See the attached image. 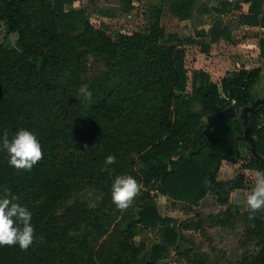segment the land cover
Listing matches in <instances>:
<instances>
[{
    "label": "trees",
    "instance_id": "16d2710c",
    "mask_svg": "<svg viewBox=\"0 0 264 264\" xmlns=\"http://www.w3.org/2000/svg\"><path fill=\"white\" fill-rule=\"evenodd\" d=\"M77 1L0 0V25L7 34L17 35L15 46L0 42V134L7 131L11 136L21 127L28 128L36 134L42 149L41 159L30 170L10 166L7 153L0 150V194L8 189L29 208L36 237L27 250L16 245L0 246V264H135L144 248L135 243L136 237L145 228L165 222L170 223L165 229L166 245L178 241L173 219L162 217L151 193H147L139 216L127 221L121 231L123 240L113 251L100 250L87 259L68 251L59 253L43 234L48 216L72 191L71 185L63 181L70 171L60 168L57 160L63 145L67 148L69 144L74 112L71 103L81 85H88L92 97L76 102L75 112L93 117L95 126L90 138L97 149L84 168L89 172L94 169L87 175L89 182H101L106 191L117 172L121 174L115 168L122 164L116 161L104 168V159L112 154L118 160L119 154H124L125 143L138 156L136 170L127 174L138 175L158 194L190 207L209 194L225 205L228 199L224 191L246 188L243 173L230 181L219 178L225 161L241 163L244 170L263 169L251 151L247 158L240 149L244 144L250 150L243 140L242 118L236 116L218 124L206 135L204 131L209 115L230 106L244 109L262 99L257 87L264 68L240 69L220 82L212 81L205 71H194L192 91L188 92L183 42H198L166 34L160 9L151 12L153 21L146 31L123 33L114 40L92 22L85 8L67 10ZM124 1V11L133 10L131 1ZM244 1L251 3V11L256 14L264 4V0ZM195 5L196 0H174L170 9L184 21L192 18ZM229 6L224 3L214 10L225 13ZM235 7L240 9L241 5ZM255 15L253 21L246 22H256ZM260 23L264 26V17ZM210 32L212 42L220 36L231 39L229 27H216ZM85 49L109 59L108 69L92 79H86L83 72ZM260 51L264 58V39L260 40ZM54 110L62 114L60 121L51 120ZM130 112L135 114L118 121ZM249 118L258 153L264 159V104H257ZM116 134L123 138L122 144L114 139ZM243 217L261 249L245 256L239 264H264V211L258 210L250 218L247 209ZM229 218L218 222L228 225L232 221ZM82 251L90 252L86 248ZM162 251L155 245L152 256L158 259Z\"/></svg>",
    "mask_w": 264,
    "mask_h": 264
},
{
    "label": "rangeland",
    "instance_id": "374dc122",
    "mask_svg": "<svg viewBox=\"0 0 264 264\" xmlns=\"http://www.w3.org/2000/svg\"><path fill=\"white\" fill-rule=\"evenodd\" d=\"M164 2L165 0H136L131 17H125L126 2L124 0H82L75 9L85 8L92 22L105 29L114 40H118L119 35L123 33L146 31L153 21L151 12L158 13L159 9H161L162 23L168 33L178 31L182 38H186L189 34H196L198 45L183 42L186 50L185 68L189 74L188 92L192 91L190 83L193 80L192 74L195 68L207 71L216 82L236 70L252 69L260 65L264 68V62L260 64L257 62L256 54L250 53L255 48L254 44L248 43V48H243L242 43L239 44L246 37L254 34V30H251L244 36V31L239 27L240 21L237 23L239 12L219 13L224 15V18L219 19L218 12L203 13L200 7L204 4H197L194 19L183 24L178 22L174 14L168 10V4ZM230 21L237 23L235 26L231 23L235 41L228 40L225 36L219 37L221 39L216 47H213V52L222 51L223 54L220 55L225 57L227 62L223 68L215 66V70L206 61V55L210 51L204 53L211 47L209 45L212 38L210 31L216 27L230 25ZM16 41L17 35L7 34L4 25H0V42L15 46ZM84 51L82 65L86 79H92L108 69V56L99 55L89 49ZM201 53L202 56L199 55ZM234 54L242 55L245 59L238 57L234 60L233 57L236 56ZM216 62L219 63L218 59L211 63L214 65ZM257 93H261L260 98L264 97V73L257 87ZM82 98L84 97L78 94L71 103L74 112L70 120L71 131L68 133L70 140L67 148L63 145L57 160L60 168L70 171V175L63 181L71 185L72 191L48 216L43 230V234L52 241L59 253L68 251L87 259L100 250L113 251L123 240L121 231L125 228L127 221L139 216V211L146 202L147 193L156 197L162 217L173 219L179 238L176 245H166L168 233H165V229L170 225L168 222L145 228L135 239L138 246L144 247L135 264H193L195 261H201L203 264H239L245 256H252L260 251L259 240L250 236L248 232L250 224L243 217V213L248 209L245 202L246 196L255 183V170H244L241 163L225 161L221 167L219 178L222 181H230L242 173L245 174L246 180L244 190L223 192V196L228 199L225 205L213 194H209L194 207L182 202H174L168 196L158 194L152 184L146 185L138 175L133 173L131 175L137 179L139 191L128 208L117 209L111 200V185L106 191L101 188V182L90 183L87 175L94 169L89 172V168H84V163L96 155L97 149L90 138L95 126L93 117L86 114L80 116L75 112L76 102H80ZM197 108L198 106L195 109ZM55 111L52 113L51 120L60 121L62 114ZM134 114L130 112L118 121H125L128 116ZM59 124L62 127L63 124ZM115 138L122 144L121 136L116 134ZM126 145L125 143V148L122 150L124 154L122 156L119 154V159H116L122 164V167L115 168L121 173L120 175L135 171L137 166V154ZM241 151L245 157H250V150L244 144H241ZM117 175H119L118 172ZM227 217H231L230 224H219L218 221ZM65 229L68 231L65 232ZM70 242L72 243L68 244ZM155 245L163 248L158 259L152 256ZM84 248L90 252L82 251Z\"/></svg>",
    "mask_w": 264,
    "mask_h": 264
},
{
    "label": "clouds",
    "instance_id": "9594fccd",
    "mask_svg": "<svg viewBox=\"0 0 264 264\" xmlns=\"http://www.w3.org/2000/svg\"><path fill=\"white\" fill-rule=\"evenodd\" d=\"M78 93L90 100L92 92L88 85H81ZM87 147V146H86ZM0 150L7 153V162L16 169L30 170L42 157V149L36 134L21 127L11 136L0 134ZM116 156L109 154L104 159V168L114 164ZM139 191L137 179L130 174L114 176L111 183V200L117 209L128 208ZM250 218L260 210L264 211V169L255 170V183L246 196ZM32 212L19 202V198L5 189L0 194V246L16 245L27 250L36 239Z\"/></svg>",
    "mask_w": 264,
    "mask_h": 264
},
{
    "label": "crops",
    "instance_id": "0c3cea01",
    "mask_svg": "<svg viewBox=\"0 0 264 264\" xmlns=\"http://www.w3.org/2000/svg\"><path fill=\"white\" fill-rule=\"evenodd\" d=\"M81 1L82 0H80V1H77V2H75L72 6H68L67 7V10H74L75 8H77V6L78 5H80V3H81ZM131 1V4L133 5H135L136 3H135V1L136 0H130ZM174 0H165V2L164 3H167L168 4V10L172 13V11H171V9H170V5H171V3L173 2ZM224 3H229L230 4V6H229V11H227V13L228 12H230V14H232L233 12H239L238 13V16H237V23H238V21H240L239 23V27H240V29L242 30V31H244V36H245V34L246 33H249L251 30H254V34H252V35H250V36H248V37H246L243 41H241V42H239V44L240 43H242V47L243 48H248V46H247V44L249 43V44H254L253 46L255 47L252 51H250V53L251 52H253L254 53V55L256 54V56H257V62H260V64H262L263 62H264V58H262L261 57V51H260V40L261 39H264V26L263 25H261V23H260V21H261V19L264 17V4H263V6L261 7V11H260V13H258V14H256V13H253L252 11H251V3L250 2H245L244 0H196V5H195V7L193 8V10H192V18H190V19H188V20H184V21H182V20H179V18L176 16V15H174L176 18H177V20H178V22H180V23H183V24H186V22H190V21H192L193 19H194V13H195V9H196V7H197V4H204V5H201V7H200V11L201 12H203V13H209L210 11H213V12H215V10H214V8H217V7H221L222 6V4H224ZM237 4H239V5H241V8L239 9V8H236L235 6L237 5ZM134 7V6H133ZM246 7V8H245ZM134 9V8H133ZM161 10V9H160ZM132 11L133 10H131V11H129V12H127V11H124V14H125V17H128V16H133V14H132ZM202 13V14H203ZM229 14V15H230ZM256 14V15H255ZM253 15H255L256 16V18H257V21L256 22H253V23H248V22H246L247 21V19H250V21H253L254 19H253ZM218 18L220 19V18H224V15L223 14H219L218 13ZM239 19V20H238ZM161 23H162V16H161ZM231 21H230V25H224V26H221V27H219V28H223V27H229V29H230V37H231V39L230 40H234V38H233V35H234V33H233V27H232V25H231ZM237 23L236 24H234V23H232L233 24V26H235V25H237ZM162 25L164 26V24L162 23ZM165 27V26H164ZM165 30H166V27H165ZM209 32V31H208ZM208 32H206V33H208ZM166 34H177L179 37H181L180 36V32H178V31H174V32H170V33H168L167 31H166ZM233 34V35H232ZM196 34H189L188 36H186L187 38H192V39H195V40H197L196 39V36H195ZM211 39V38H210ZM221 38H218L216 41H214V42H212V39L210 40V42H209V45L211 46L210 47V49L209 50H206V51H204V53L205 52H208V51H210V53H207V55H206V61L207 62H209L210 64H211V67L214 69L215 68V70H216V67H217V65L218 66H220V67H224V66H226L225 65V63L227 62L226 61V59H225V57H223L222 55H220V54H223V52L222 51H220L219 53H217V52H213L214 51V49H213V47H216V44L219 42V40H220ZM235 41V40H234ZM237 42V41H236ZM191 45H198V44H191ZM203 51V50H202ZM198 53H199V51H198ZM215 53V54H214ZM199 55H201L202 56V53L201 54H199ZM234 55H236V56H234L233 57V59L234 60H237V58L239 57V59H245L244 58V56H242V55H238V54H234ZM216 59H218V62L219 63H215L214 65H212V61H214V60H216ZM224 65V66H223ZM237 65H239V63L237 62ZM216 66V67H215ZM258 67H261V65L260 66H258ZM256 68V67H255ZM243 69H247V68H243ZM253 69V68H252ZM202 71V69H200V68H195V71ZM210 70V69H209ZM205 71V70H204ZM237 71V70H236ZM206 73H208L207 71H205ZM231 73H233V72H231ZM209 75H211L210 73H208ZM227 75V74H226ZM225 75V76H226ZM225 76H223V77H225ZM222 77V78H223ZM210 78H211V80L212 81H214L213 80V78L210 76ZM221 81V80H220ZM219 81V82H220ZM214 82H216V81H214ZM240 149H241V145H240Z\"/></svg>",
    "mask_w": 264,
    "mask_h": 264
},
{
    "label": "water",
    "instance_id": "95a60500",
    "mask_svg": "<svg viewBox=\"0 0 264 264\" xmlns=\"http://www.w3.org/2000/svg\"><path fill=\"white\" fill-rule=\"evenodd\" d=\"M264 104V97L262 99L257 100L251 106H248L244 109H236L234 106H230L222 111L213 113L207 117L206 129L204 134H208L216 125L221 124L229 119H233L236 116L240 117L244 121L245 132L243 136V140L250 145V151L252 155L261 161V166L264 169V159L258 153L257 145L255 138L252 136V130L250 127V118L249 113L254 111V107L257 104Z\"/></svg>",
    "mask_w": 264,
    "mask_h": 264
}]
</instances>
